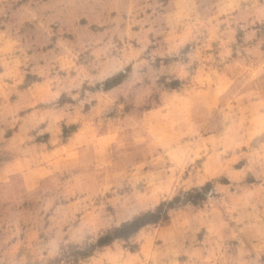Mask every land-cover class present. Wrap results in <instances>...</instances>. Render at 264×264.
Wrapping results in <instances>:
<instances>
[{"label":"clouds","instance_id":"1","mask_svg":"<svg viewBox=\"0 0 264 264\" xmlns=\"http://www.w3.org/2000/svg\"><path fill=\"white\" fill-rule=\"evenodd\" d=\"M0 264H264V0H0Z\"/></svg>","mask_w":264,"mask_h":264}]
</instances>
